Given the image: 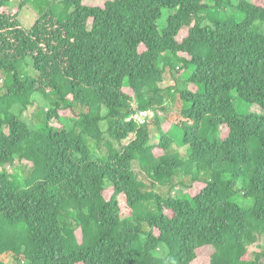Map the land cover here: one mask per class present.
<instances>
[{
  "label": "trees",
  "instance_id": "16d2710c",
  "mask_svg": "<svg viewBox=\"0 0 264 264\" xmlns=\"http://www.w3.org/2000/svg\"><path fill=\"white\" fill-rule=\"evenodd\" d=\"M13 1L0 0V264H264L249 249L264 235V0H45L30 28L20 9L43 0ZM35 96L49 105L31 126ZM149 108L184 153L159 116L127 120Z\"/></svg>",
  "mask_w": 264,
  "mask_h": 264
},
{
  "label": "rangeland",
  "instance_id": "374dc122",
  "mask_svg": "<svg viewBox=\"0 0 264 264\" xmlns=\"http://www.w3.org/2000/svg\"><path fill=\"white\" fill-rule=\"evenodd\" d=\"M19 1L20 0H14L12 2V4L10 5V7L5 8L4 10H6L9 13H12L13 11L18 9ZM103 1L104 0H86V3L89 5H96V4L102 3ZM239 1L240 0H232L234 5H237L239 3ZM36 5H37L36 3H33V4L26 5L22 9H20L19 20L21 21L23 26L28 27V28L32 27L33 24L35 23V21L37 20V18L39 17L38 12H40V10H41L40 8L48 7V4L45 2V0H43V2H41L39 4V10H37V8H35ZM233 10H236L235 6L230 7V6L225 5L226 13H230ZM171 13H173V10H171L169 8H166L163 10V16L160 19L161 25H164L166 23V20ZM238 17H240V19L242 20L244 18V15L238 12ZM253 31L264 34V22H262V21L255 22L253 25ZM187 32H188V29L184 28L180 32L178 38L181 40L183 37L186 36ZM32 67H33V61H29V65H28L27 69H29L31 71ZM31 72H34V70H32ZM5 80H6V74L0 73V93L3 92V90H1V87L4 84ZM173 84H174V79H173L171 73L169 71H167L165 73V78H164V82H163L162 86L164 88H166V87L173 85ZM34 99H35L34 104L29 106L28 109H26L24 112H22V118L24 120H26L31 126L36 125L40 122V120L43 116L41 109L47 108L49 105L40 96H35ZM20 109H21L20 104H16L13 107V110L16 113H20ZM251 109L253 111L261 112L260 108L257 105H253L251 107ZM159 117L161 118L162 125L164 126V129L166 130V132L176 140V144H174L175 149L180 151L181 153H184L186 151V147L181 145V134H180L181 132L179 130H176L174 127H172V125L170 123H168L166 121V117L164 116V113L159 115ZM102 126L104 127V125H102ZM131 138H133V136ZM150 142L152 144H156L159 142L158 133L155 129H153L151 132ZM6 168L11 172L19 173V175L25 174V169L22 166H20L19 164L7 165ZM187 190H188L187 188H185L181 185H178L173 190V192H174V195H181L183 192H187ZM161 192L163 194L167 195L168 188L164 187L161 190ZM249 249L252 252V254L264 251V235H261L255 243L250 245ZM164 253L165 252L163 251V249H161L159 251V254H161V255H163ZM21 264H26V263L21 262ZM196 264H208V258L207 257H200L199 260L196 261Z\"/></svg>",
  "mask_w": 264,
  "mask_h": 264
},
{
  "label": "built area",
  "instance_id": "2783aa9c",
  "mask_svg": "<svg viewBox=\"0 0 264 264\" xmlns=\"http://www.w3.org/2000/svg\"><path fill=\"white\" fill-rule=\"evenodd\" d=\"M160 110L152 108L137 110L133 115L127 118L128 121H134L139 125L151 123L156 117L161 115Z\"/></svg>",
  "mask_w": 264,
  "mask_h": 264
}]
</instances>
